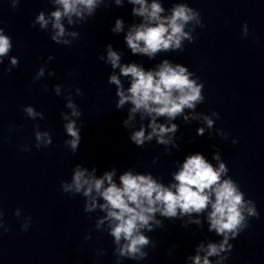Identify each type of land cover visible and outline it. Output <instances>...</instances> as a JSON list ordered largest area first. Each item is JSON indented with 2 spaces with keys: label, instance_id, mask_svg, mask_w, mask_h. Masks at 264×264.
<instances>
[{
  "label": "clouds",
  "instance_id": "9594fccd",
  "mask_svg": "<svg viewBox=\"0 0 264 264\" xmlns=\"http://www.w3.org/2000/svg\"><path fill=\"white\" fill-rule=\"evenodd\" d=\"M130 2L139 5L138 8L133 9V12L145 20V23L133 27L126 36L127 45L133 53L152 56L161 50L180 48L182 39H190L189 34L184 31L185 25L194 20L199 23V14L183 4L176 5L170 16L162 17L161 13L164 9L155 0L151 5L147 4V0H130ZM55 3L62 6V11L58 9L51 14L54 18L53 27L57 29L52 39L59 43L61 37L65 35V29L61 24L62 17L68 16L69 23H71L73 14L78 17L82 16V8L91 14L96 7L97 0H55ZM119 3L120 0H117V4ZM36 23H39L41 28H46L49 21L41 13L36 18ZM121 30L122 21L118 19L113 31ZM2 33L3 29H0V57L5 56L11 47L9 37ZM244 35H248L247 25L244 26ZM64 43L68 41L65 40ZM119 60V55L109 46L108 61L112 67H120L122 75L132 78L131 86L127 90L129 94L125 95L118 76L110 77V82L118 87L117 95L120 99L117 107L130 101L134 105L131 109L132 113L143 110L149 115L155 114L150 124L152 132L145 136L144 129L141 128L131 136V139L137 145H142L146 139L151 140L153 135H157L159 143L167 144L168 141L164 139V134L174 132L176 125L173 124L171 128L157 125L155 117L166 116L174 119L182 113L185 107L193 108L195 102L202 100L200 95L202 85L197 86L194 80L189 79L190 73L185 67L179 65L173 67L167 60L159 66L158 71L147 72L135 64L120 66ZM11 62L13 65L17 64L15 58ZM8 71L10 72L11 69ZM42 74L43 70L40 72V75ZM56 91L59 92V87ZM67 107L72 109L73 116L81 114L71 101ZM26 111L29 116L37 115L31 107ZM64 119L67 120L68 117L65 115ZM212 123L211 119H207L209 127ZM65 128L68 135L72 137L71 140L65 141V144L75 152L80 142V130L76 127L75 121H69ZM199 132L202 134L203 129ZM36 140L38 149L41 142L44 147L52 143L47 132H37ZM224 172L226 168L223 163L218 169H214L202 155L196 154L185 160L181 170L174 176L176 183L171 187H164L150 175H133L131 172L123 174L120 177L121 186H117L113 182L114 172H107L102 178L97 179L87 174L86 169L82 170L77 166L72 183L62 184V188L64 192L80 193L83 191L85 197H90V203L85 211L96 207V196L92 195L93 191L103 198L105 203L100 207L107 211V219L111 222V235L115 238V243L119 245L116 253L118 256L131 259H143L147 255L142 248L149 243V240L140 230L145 227L150 230L149 222L154 219L156 212L166 217H176L178 210L181 214L200 213L210 204L212 210L208 219L211 229L223 235L224 241L220 245L209 244L207 255L202 262L199 255L193 258L194 264H210L208 256L218 255L225 249L228 243V233L235 235L238 228L247 226L243 223L245 220L243 213L246 207L243 194L238 191L230 179L221 180V174ZM106 181L108 186L104 187ZM213 195L214 200H212ZM247 214L257 216L254 207H247ZM15 215L19 216V211ZM28 219L30 221L31 217ZM156 223L159 224V221ZM29 226L24 225L22 230L26 231ZM121 240L124 241L123 245L120 243Z\"/></svg>",
  "mask_w": 264,
  "mask_h": 264
}]
</instances>
